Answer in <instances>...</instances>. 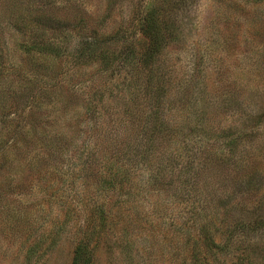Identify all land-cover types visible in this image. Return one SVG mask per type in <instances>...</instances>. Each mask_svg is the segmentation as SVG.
<instances>
[{"label": "rangeland", "instance_id": "374dc122", "mask_svg": "<svg viewBox=\"0 0 264 264\" xmlns=\"http://www.w3.org/2000/svg\"><path fill=\"white\" fill-rule=\"evenodd\" d=\"M0 130V264H264V0H0ZM105 155L132 161L116 192Z\"/></svg>", "mask_w": 264, "mask_h": 264}, {"label": "trees", "instance_id": "16d2710c", "mask_svg": "<svg viewBox=\"0 0 264 264\" xmlns=\"http://www.w3.org/2000/svg\"><path fill=\"white\" fill-rule=\"evenodd\" d=\"M18 8H20V7H18ZM156 12L157 11L155 9L147 12V14L143 18V23L141 25L142 28H143V31H145L146 34H148L149 36H151L154 39L156 38V36H163V34H164V37H165L166 36L165 30H167L166 27H164L165 29H161L159 27L161 25L162 28H163V25L159 21L160 19H159V17H158ZM8 16H9V18H10V20L12 22L17 21V23H16L17 25H19L21 23V24H24V26H25L28 23L27 22V15L24 14V13H20V11L18 13H15V14H13V13L12 14H8ZM163 30H164V32H163ZM162 32H163V34H162ZM35 40H37V43L34 46H32L31 50L28 51V52L35 53L37 58H39V60H41L45 64V61L43 60L45 58H43V57H45L46 54H48L47 53L48 52V48H51L50 46H51L52 42L48 41V39H45V38H43V39H35ZM156 47L158 48V46H155L153 49H151V51H152V53H150L151 57H153L155 54L159 53L158 50L154 51L156 49ZM50 54H52V53H50ZM48 78H51V77H48ZM42 95H43L42 96L43 97V101L42 102H45V103H42V104H46V106H50L51 109H52L51 111H53L54 113H55V108H54V103L55 102L53 103V100L56 101V99H57L58 101H60V103L64 104V106H66L67 103H68L66 98L65 99H64V97L61 98L60 95L58 93L54 92V91H50V90L45 89V91L42 93ZM85 106H87V104H85ZM86 108L88 109V111L92 112L91 108H89V107H86ZM46 110L47 109H44L43 112L39 115L40 117H39L38 122L36 121V124H33V125L39 124L40 127H39V129L38 128L36 129L37 130L36 133H38L40 135H42V132H46V130L49 127L50 122L52 123L55 120L54 113L52 112L53 114H51L50 112H47ZM88 111H86V113H89ZM158 111H159V109L155 111V114H157ZM153 118H154L153 119L154 126H156L158 124V125H160V127H163L164 130H169L168 132H170V134H172V132H173L172 128H169V126L166 127V128L164 127V126H166V124H165L166 120L165 119L161 118L159 114L158 115H154ZM83 122H85V124L88 123V121L86 119L83 120ZM43 127H45V128L43 129ZM32 130H33V128H32ZM33 133H35V132L33 131ZM212 133H210L209 136H204V137H201L199 139L201 141V143H202V141H205L204 146H208L209 147V146L213 145V143H211V144L209 143L210 142V136H213V134H214V133L213 134ZM221 137H223V136H221ZM2 138H3V136L1 135V130H0V144H2V142L4 141V139H2ZM217 139L218 140H223V139H219V137H217ZM83 142H84V145L86 147L87 146V138ZM231 142H232V140L229 139V141H226L224 143L222 142V144L230 145ZM232 149H234L233 146H232ZM208 151H209V149H208ZM114 157H116V158H114ZM103 158L105 159V162H104ZM103 158H102V160H103L104 163L102 164V166L99 167V165H101V163H99L98 164V169L94 168L95 170L97 169L96 172L92 171L93 175H95V179H94L95 185L97 186V184L100 183L99 185H104L105 186L104 189H112L115 192H116V189H123L124 186H125L124 182H127V183L130 182V180H128V172L130 171L129 164H132V161L119 163L120 159L116 155H110V156H106L105 155ZM126 158H130V159L133 160L132 157H127L126 156ZM94 160L95 159H93V162H94ZM236 161H237V163L240 166L241 165L242 166L245 165L243 159H237ZM86 169H87L86 171H88V169H90V167L88 168L86 166ZM184 171L185 170L178 171L177 172V177L181 176V175H184L189 180V172L188 173L185 172L184 174H182ZM107 175L110 176V179H106ZM148 176H149L150 182L153 183L152 181H154L155 179H158V177H160V171L155 169V172H152V173L150 172ZM99 191L101 193L102 189H99ZM117 201H118V205H119V203L121 201L123 203H125V201H123V200H121V201L117 200ZM155 209H156V207H154L153 212L155 211ZM90 210H91L90 214H91V217H92L91 224H92L93 230H92V232H90L89 235L82 237L83 239L86 240V243L91 242V239H93V240L95 239L96 241H98L99 240V233H97V231H103V228L104 229L107 228V221H105V216H104V213H105L104 202H100L98 204V206H96V204L92 205V208ZM96 218H98L99 221H98V223L96 225H94ZM189 220L186 221V222H189ZM242 223H240V225ZM249 223L246 222V225L249 226L250 225ZM94 229L97 230L96 233L94 232ZM132 248H133V242L132 241L127 242L125 244V249L128 251V255L131 258L130 261H132L133 259H136V255H135V258H133L132 255H131ZM139 258H140V256L138 257V259ZM89 259L90 258L88 256L87 260H85L83 262V264L84 263L85 264H89L87 262ZM192 259H193V264H202V260L197 256V254L194 255V257ZM75 261L76 260H74V264H75ZM135 264H144V263L141 261L140 263H135ZM203 264H206V262L203 261Z\"/></svg>", "mask_w": 264, "mask_h": 264}]
</instances>
